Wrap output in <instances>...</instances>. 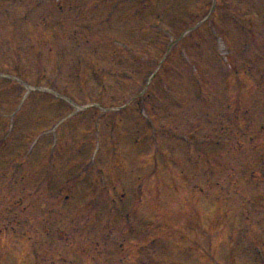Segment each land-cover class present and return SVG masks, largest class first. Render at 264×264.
<instances>
[{"label": "rangeland", "instance_id": "1", "mask_svg": "<svg viewBox=\"0 0 264 264\" xmlns=\"http://www.w3.org/2000/svg\"><path fill=\"white\" fill-rule=\"evenodd\" d=\"M74 2L86 5L90 0ZM209 2L104 0L102 6H108V9H90V5L76 9L75 4V8L62 13L50 6L49 0L16 1L15 6L27 13V16L26 20L18 19L14 22V28L6 16L8 14L3 13L0 17L3 20L0 21V70L13 72V68H17L22 73L27 70L34 76L39 75L41 84L58 89L70 96L69 99L77 105L96 103L107 107L115 100L118 101L124 89L128 91L127 96L133 95V91L142 86L141 79L145 81L158 60L165 57L160 66L158 81L166 77L169 84L166 91L161 90L159 97L150 98L151 107L157 119L170 124L178 123L190 132L185 120H182L183 124L177 121L179 111L175 112L174 109L183 106L191 98L197 103L194 96L197 85L190 79L194 72L202 73L205 93L213 96V108L218 103L231 100L229 86L227 88L225 84L230 79L219 73L213 50L219 55L220 48H224L226 57L238 62L236 64L241 70L238 74L242 72L245 92L252 89L253 83L252 73L249 74L245 69L244 60L250 58L254 61L259 55L264 57V0H215L216 14L212 17V25L215 24L216 30L212 33V39L204 34H195L198 39L195 41V36L192 38L190 33L182 40L173 42L166 55V45L170 42L167 40L178 35L195 19L188 13L199 3ZM210 3L213 5L214 1ZM134 7L143 8L141 12H136ZM221 7L245 14L250 26L248 37L252 41H243L246 35L242 36L231 20L220 15ZM249 17L254 18V21L249 22ZM88 19L95 25L91 31L87 29ZM61 20L67 22L62 29L58 25H51ZM80 22L83 32L82 28H77L81 33L77 40L81 43L94 41L93 44L87 45L84 42L78 46L72 42L75 38H69L67 31L73 25H80ZM12 29L18 32L13 33ZM164 29L171 36L164 33ZM39 30L47 31L46 34L51 38L49 44L52 43L54 49L63 45L67 53L60 51L59 55L56 49L53 53L51 50L49 55L44 49L36 63L32 54L37 44L33 46L35 48L31 47L33 50L28 47L33 44L32 37ZM206 30L208 32V28ZM60 33L65 36L61 37ZM217 36L221 38L220 42ZM66 37L67 41H62ZM203 37L206 39L203 40ZM163 41L167 43L163 45ZM244 43H248V50L242 55L240 49ZM72 46L80 48V54L84 55L83 63L78 68L65 65L68 60H74L75 51ZM18 48L25 58L30 57L27 63L21 62L20 66L13 67ZM181 53L191 58L195 66L190 67L188 61H183L179 57ZM58 56H62L61 68L54 60ZM85 57L92 58L90 63L95 65V73L92 72V65L84 63ZM37 66L40 70H35ZM43 69L50 76L44 77ZM98 69L100 73H97ZM76 74L82 77V82L77 81ZM99 74L103 76L102 79L98 77ZM61 75L66 77H58ZM51 77H54L53 80ZM135 78L139 79L135 81ZM154 83L157 80L150 86L151 89L156 86ZM6 87L0 77V264H135L139 261L145 264H176L183 261L200 263L201 259L196 258L195 253L187 251L180 254V251L189 245L187 234L195 237L204 248H210L202 229L216 215L217 220L223 219V228L219 227L213 236L217 258L222 259L226 255L230 260H236L231 257L232 248H235L232 241L235 238L237 242L239 235V244L235 249L237 256L246 262L255 261L256 255L248 244L253 238L261 237L264 240V167L256 163V158H253L254 145L250 147L244 140L246 137L240 139L245 148L241 151L229 149L230 154L219 152L215 159V156L212 159H198L200 165L221 167L215 168L213 175L205 167L196 170L198 174L194 184L185 178L178 179L177 175L178 169L182 168L180 166L195 167L193 161L185 156L184 147L188 145L172 139L167 142L162 140L163 135H158L161 141L157 153L159 156L146 158L141 151L142 145L132 143L136 128L134 117L126 121L122 117L116 122L114 136L111 137L106 124L108 112H101L99 108L92 109L97 106L78 110L75 117L59 130L47 129V134L42 136L40 142L37 141L34 151L29 153L26 147L32 145L28 134L37 132L35 127L48 125L58 118L66 104L49 97L48 92L37 91L40 93L35 96L32 94L34 97L20 115L14 118L12 127L8 120L11 122L10 117H14L13 111L9 112L12 105L9 97L14 96L15 99L21 88L13 85L6 92ZM176 97H179L177 103ZM196 107V104L191 106ZM245 107H249V104ZM202 117L199 113L198 117L191 120L206 123L207 120ZM95 122H98L101 143L96 159L102 165L99 168L105 172L103 183L99 168L93 169L91 165L84 168L87 164L81 165L77 159L87 154L86 150L88 152L90 147H94L96 136L92 135V129L95 130ZM237 134L231 133L230 140L239 139ZM144 140L143 148L147 143ZM52 144L54 150L49 160L46 155ZM259 145L263 147L264 142ZM73 146H78L77 150H72ZM182 155L184 157L179 158ZM227 162L233 168H229ZM154 165L155 180L147 182L144 179L141 182L140 177L135 176V173L140 176L143 172H151ZM80 167L84 170L78 174ZM251 172L253 176L249 174ZM185 176L188 177L187 174ZM244 214L256 215L258 230L250 227L249 232L246 231L248 221L244 219ZM130 217L134 220L132 224ZM190 219L193 225H189ZM194 223L198 229L194 228ZM106 235H111V238ZM145 241L148 245L142 248Z\"/></svg>", "mask_w": 264, "mask_h": 264}]
</instances>
